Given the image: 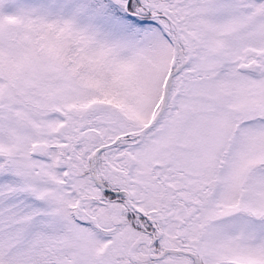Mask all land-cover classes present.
<instances>
[{
  "label": "snow or ice",
  "instance_id": "obj_1",
  "mask_svg": "<svg viewBox=\"0 0 264 264\" xmlns=\"http://www.w3.org/2000/svg\"><path fill=\"white\" fill-rule=\"evenodd\" d=\"M0 264H264V0H0Z\"/></svg>",
  "mask_w": 264,
  "mask_h": 264
}]
</instances>
